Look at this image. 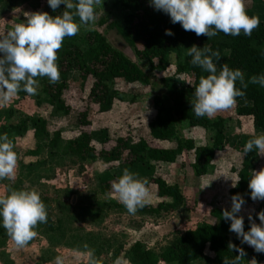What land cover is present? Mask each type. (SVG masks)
I'll return each instance as SVG.
<instances>
[{"label": "rangeland", "instance_id": "obj_1", "mask_svg": "<svg viewBox=\"0 0 264 264\" xmlns=\"http://www.w3.org/2000/svg\"><path fill=\"white\" fill-rule=\"evenodd\" d=\"M247 14L264 22V0H243ZM47 0H0V34L6 33L15 24L25 22L28 13L47 12ZM98 17L91 28L82 27L72 37H66L63 48L75 42L86 47L85 36L99 31L117 49L137 62L150 75L151 82H128L117 79L111 83L117 98L108 111H99L93 105L89 114V125L78 122L79 109L89 99L91 80H83L78 72L68 76L69 88L65 100L71 107L69 114L58 111L54 106L43 109L48 95L44 87L49 80L39 77L38 94L28 95L20 91L7 105H0V134H7L14 143L17 153L16 175L13 180H0V196L10 190H36L46 199L47 223L35 227L36 236L23 248H17L6 230L0 227V264H54L61 255L64 264H135L129 259L132 246L141 241L147 249L159 250L177 235L206 222H214L211 210L216 207H231L229 193L238 180L240 169L239 152L254 136L264 133L257 129L251 117H242L237 109L242 103L236 100L229 110L218 112L212 119H226L227 142L217 149V155L205 176H197L192 166L194 153L185 152L178 163L151 161L130 168L121 161L96 160L81 163L67 153L69 140L83 131L93 136V144L100 148L104 137L111 139L129 137L133 142L141 138L152 141L150 123L155 118L154 97L164 91L163 81H177L181 86H190L193 76L176 73L178 58L171 55L172 65L167 70H152L148 61L141 60L134 47L129 45L118 32L114 23L125 25L128 10L120 0H104L97 8ZM141 47L142 43L139 42ZM219 71V70H218ZM61 80V79H60ZM42 117L47 121V131L39 133L33 122ZM27 121V128L20 131L15 126ZM61 132L56 148L51 141L55 132ZM214 132L200 127L190 128L187 122L179 126V135L194 137L198 144H212ZM113 141V140H112ZM111 141V142H112ZM111 143H108L110 145ZM155 146H174L175 142H154ZM33 151H38L37 154ZM256 171L264 169V155L253 156ZM147 181L150 193L148 205L167 202V208L151 213L143 208L135 215L129 214L115 193H103L100 180L108 172L123 174L124 169ZM154 177H162L168 183H177L185 199L174 204L172 199L157 195ZM247 197V194L243 192ZM264 210V201L257 200L242 207L245 231L249 230L248 216L260 223L257 214ZM256 215V216H254ZM236 236L235 233H233ZM213 254L206 251L202 264H212ZM136 259V257L134 256ZM252 258V257H251ZM199 261V262H200ZM159 264H168L160 262ZM172 264V263H170Z\"/></svg>", "mask_w": 264, "mask_h": 264}, {"label": "trees", "instance_id": "obj_2", "mask_svg": "<svg viewBox=\"0 0 264 264\" xmlns=\"http://www.w3.org/2000/svg\"><path fill=\"white\" fill-rule=\"evenodd\" d=\"M120 3L128 10V14L125 25L114 23V26L125 41L135 48L137 56L141 60L148 61L152 70L165 71L172 65L170 57L175 54L178 58L176 73H189L193 76V82L190 86L184 87L177 81H163L164 91L154 97L156 115L150 123L152 141L141 138L133 142L129 137L121 136L111 139L106 136L102 147L97 148L93 144L92 133L83 131L78 137L69 140L67 153L73 160L81 163L96 160L106 163L121 161L122 164L133 168L151 161L178 163L185 152L191 151L194 153L192 166L195 174L205 176L216 158L217 149L227 142L226 119L223 116L216 119L197 118L192 112L191 100L194 98L195 86L199 83L201 76H207L208 73L190 63L191 57L186 55L187 48L193 45L201 48L206 44L211 45L214 50L220 51L222 57L217 63V69L219 70L224 63L233 69L240 68L245 73L247 81L252 75L264 72V22L259 20V27L253 30L250 37L244 36L243 33L233 37L221 32L209 40L207 36H197L192 31H185L180 23L173 24L170 16L155 10L150 6L149 0H120ZM64 8V5L56 11L50 8L48 14L59 15ZM167 29H171L174 35H166ZM85 41L86 47L72 42L66 48L62 46L58 50L57 63L61 80L56 84L46 83L44 91L48 99L46 102H40L43 109L54 106L58 111L69 114L71 107L64 96L69 88L68 76L72 72H78L83 80H91L89 99L85 101L78 113V122L83 126L90 124L89 114L93 105L102 112L112 108L117 98V92L111 85L115 80L123 79L145 84L151 82L148 72L124 52L114 47L101 32L87 33ZM139 42L142 43L141 47L138 46ZM244 91L245 95L237 98L242 102L237 109V114L251 117L254 126L264 131V88L249 83ZM33 122L40 134L47 131L48 124L44 118L39 117ZM184 122H187L190 128L200 127L212 130L213 143L198 144L194 137L180 136L179 126ZM15 127L23 131L27 128V121L24 120ZM61 137V132L56 131L50 146L56 148ZM154 142H175V145L155 146ZM108 143L111 144L108 145ZM37 152L33 151L34 154ZM255 153V150L247 155L243 151L239 152L241 165L238 170L239 179L229 190L231 197L239 194L244 198L245 204L242 207L253 201L248 185L253 173L251 160ZM120 176L116 172H108L100 180L101 192L110 193L112 183ZM152 181L157 185L159 197L172 199L174 204H180L186 200L179 184H170L162 177H154ZM243 192L247 194V197L243 195ZM42 200L46 205V199ZM166 208L165 200L155 206L148 204L144 206V209L151 213H159ZM230 209L231 207L212 209L211 216L215 219L214 222H206L186 230L159 250L146 249L139 241L129 251L132 255L129 259L135 264H159L160 262L190 264L203 259L206 251L210 250L213 254V264H223L225 256L231 258L238 255L229 249L228 245L231 242L238 247H243L247 253L241 260V264H253L251 257L255 254V250L246 244L242 245L233 232L229 231L230 222H226L223 218V211Z\"/></svg>", "mask_w": 264, "mask_h": 264}, {"label": "clouds", "instance_id": "obj_3", "mask_svg": "<svg viewBox=\"0 0 264 264\" xmlns=\"http://www.w3.org/2000/svg\"><path fill=\"white\" fill-rule=\"evenodd\" d=\"M47 3L53 11L64 5V11L56 16L47 12L28 13L25 22L0 34V105H7L20 91L38 94V77H47L52 84L60 81L58 50L66 37L77 35L82 27L94 25L97 8L104 0H47ZM149 4L169 15L173 24L180 23L185 31L207 36L209 40L221 32L233 37L241 33L250 37L260 24L259 18L247 14L243 0H149ZM165 34L174 35L171 29ZM186 55L191 57L193 66L208 73L201 76L191 100V110L197 118L212 119L218 112L232 108L237 98L245 95L244 89L249 83L264 88V72L246 81L240 68H230L227 63L218 71L217 63L222 57L211 45L203 48L193 45L187 48ZM253 150L257 155H264V133L245 143V155ZM17 160L13 141L7 134H0V180L15 178ZM111 187L129 214L135 215L149 202L147 181L127 168ZM248 187L253 201H264V169L253 171ZM244 204L241 195H233L231 209L223 211V218L230 222L229 231L236 234L242 245L264 253V210L257 214L260 223L252 215L248 216L250 228L245 231L244 217L238 215ZM47 220V208L38 191L13 189L6 196H0V227L17 248L25 247L36 236L35 227ZM228 247L238 255L225 256L223 264H241L247 254L245 249L231 242ZM54 264H64V258L57 255Z\"/></svg>", "mask_w": 264, "mask_h": 264}, {"label": "crops", "instance_id": "obj_4", "mask_svg": "<svg viewBox=\"0 0 264 264\" xmlns=\"http://www.w3.org/2000/svg\"><path fill=\"white\" fill-rule=\"evenodd\" d=\"M242 117H246V116H242ZM251 165H252V169H253V171L255 170L254 169V166H253V158H252V160H251ZM256 171V170H255ZM239 179V178H238ZM238 181V180H237ZM256 202H257V200L256 201H252L251 202V204L253 205V206H255L256 205ZM240 215V214H239ZM254 216H256V215H254ZM256 223H257V221H256ZM252 261H253V264H264V253H257V252H255V254L252 256ZM210 260H213L212 259V257H211V259ZM200 260H197V261H195V262H193V263H190V264H202L201 263V261L199 262ZM212 262V264H213V261H211Z\"/></svg>", "mask_w": 264, "mask_h": 264}]
</instances>
